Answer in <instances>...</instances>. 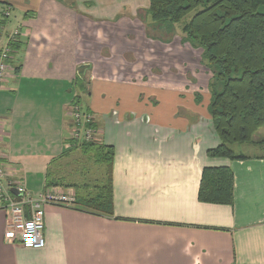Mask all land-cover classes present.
Here are the masks:
<instances>
[{
  "label": "crops",
  "instance_id": "0c3cea01",
  "mask_svg": "<svg viewBox=\"0 0 264 264\" xmlns=\"http://www.w3.org/2000/svg\"><path fill=\"white\" fill-rule=\"evenodd\" d=\"M84 1L92 6L80 5ZM0 2L25 13L17 38L20 50L13 59L19 70L0 88V155L10 168L8 180L22 184L33 197L43 192L47 168L65 151L63 113L76 95L72 94L71 84L83 65H91L90 93L83 96L75 91L81 104L87 103V109L99 116L102 132L97 140L112 146L115 153L111 169L112 218L46 205L45 247L31 250L5 241L6 212L0 205V264H264V148L257 146L263 152L245 155L246 159L208 157L207 151L219 141L206 118L207 110L199 107L194 110V120L183 122L172 119L161 123L159 116L170 117L167 107L148 118L141 110L145 99L140 88L143 84L161 85L144 81L138 67L143 66L140 59L148 65L141 55L145 52L114 50V46H101V40L98 43L100 33L95 30L99 21L107 22L118 7L137 9L142 5L145 9L148 0ZM2 9L0 4V12ZM121 18L127 30L133 31L131 34L137 30L140 35L138 24L126 22L139 21L132 15ZM56 29L59 32L54 35ZM117 33L122 35V27L118 26L114 35ZM182 52H175V72L161 73L159 81L167 82L169 76L172 87L181 86ZM185 52L192 54L190 50ZM131 53L143 57L133 60ZM183 61L187 62L185 58ZM177 64L180 67L175 69ZM198 68L191 64L185 70L196 72ZM200 77L201 73L197 81L205 84L206 78ZM75 84L80 86L79 82ZM37 94L43 100L40 106L31 102ZM152 94L162 102L159 93L152 90ZM9 97L17 98L15 106H5ZM220 166L232 172L233 204L199 203L202 169ZM51 190L71 194L70 189L62 187ZM111 230L114 240L106 239ZM102 231L110 241L102 247L110 252L86 255L89 244L97 247L94 240ZM80 236L85 238V247L74 254L82 245ZM123 247L128 254L119 253Z\"/></svg>",
  "mask_w": 264,
  "mask_h": 264
},
{
  "label": "trees",
  "instance_id": "16d2710c",
  "mask_svg": "<svg viewBox=\"0 0 264 264\" xmlns=\"http://www.w3.org/2000/svg\"><path fill=\"white\" fill-rule=\"evenodd\" d=\"M0 4L3 5L1 31L7 19L3 13L10 10V5ZM145 14L150 20L151 30L155 32L166 34V31H172L173 25L179 24L183 35L181 41L201 52L203 66L211 74L207 112L219 144L209 149L207 156L246 159L244 154L235 153V145L251 143L264 147V137L254 140L255 133L264 126V0H148ZM10 47L14 59L20 44L16 42ZM12 61L13 73L16 74L19 67ZM81 73L78 69L71 85L84 93L85 83L79 82L80 79L84 81ZM78 101L77 94L70 99L69 105L74 107ZM81 112L86 115L90 111L85 107ZM90 127L93 126L90 124ZM75 149L83 157L90 156L96 165L105 164L107 191L93 196L94 192L87 191V185L72 182L74 175L66 163L61 170L53 171L50 169L52 166L47 168L43 193L54 187L70 189L75 200L73 209L80 207L85 213L112 217L113 147L91 139L78 146L73 145L72 150ZM72 150L62 153V157ZM58 159L50 164L56 165ZM67 174L71 179L69 183L65 182ZM197 200L202 204H233V175L228 167L202 169Z\"/></svg>",
  "mask_w": 264,
  "mask_h": 264
},
{
  "label": "rangeland",
  "instance_id": "374dc122",
  "mask_svg": "<svg viewBox=\"0 0 264 264\" xmlns=\"http://www.w3.org/2000/svg\"><path fill=\"white\" fill-rule=\"evenodd\" d=\"M127 1V0H125ZM134 0H128V2H132ZM85 4V5H84ZM72 5V4H71ZM82 6L91 7L92 4L90 2L84 1L81 2ZM75 9V5L73 6ZM16 8V9H15ZM15 8L10 9V15L6 19V23L3 27V35H5V32L10 33L11 31L15 29L21 28V23L24 20L25 13L20 11L17 6ZM6 9V8H5ZM7 10V9H6ZM113 17L109 18V20H106L107 22L99 21V28L95 31L98 34V43L99 40L102 41L101 46H114L112 47L114 50L117 48V50H143L145 53H142L147 62L142 63V60L140 59V63L143 65L142 67H138L140 71L144 73V78L147 82L145 83H151L154 81V83H158L161 85L160 87L157 86H146L143 84V88H140L141 96L145 99L143 104V107L141 110H144L145 115L149 117L154 114V111L158 110V112H164L167 107V112L170 113V117L165 116H159L158 119H160L161 123H166V121L169 120H175L176 122H183L185 119L187 120H194L196 115L194 114V110L198 109L199 107H203L204 109L208 110V105L210 102V85L212 83L211 81V74L203 66V62L201 60V52L198 49L192 48L187 42L181 41L183 35L180 31V25L175 24L173 25V29L171 32L166 31V34H164L162 31L161 33L155 32L151 30V24L148 17H146L145 9L140 5L136 9L135 6H124V7H118L117 11L114 12ZM132 15L134 19L139 21V23L134 21H126L127 24H138L136 29H140V35H138L137 30L136 34H131L133 31L131 29L126 28L125 23L120 22L123 16H130ZM145 16V20H143V17ZM132 19L130 17H127L126 19ZM133 20V19H132ZM142 21V22H141ZM108 23V24H107ZM141 23V24H140ZM98 24V23H97ZM112 25V26H110ZM117 25V26H116ZM120 26L122 27V35H114L116 29ZM143 31V32H142ZM59 32V29H56L53 34L56 35ZM127 32H129L127 34ZM171 33V34H169ZM127 34V35H126ZM124 37V38H123ZM163 40V41H162ZM63 49V48H62ZM60 49V50H62ZM102 50H111L109 47H103ZM159 50V52H157ZM173 50H183L182 52V66H181V81L182 84L179 88L172 87L171 83L168 80L169 76H167V82L159 81V78L161 76V73L167 72L171 70L170 72L174 73V69L172 68V64L174 60H176V57L178 56ZM185 50H190L192 54H188L185 52ZM102 53V52H101ZM104 56H108L107 52H103ZM133 55V53H131ZM141 56V57H143ZM140 55L137 53L133 55V60L136 58L137 60L141 58ZM183 58L187 60V62L183 61ZM193 61H197L196 63ZM140 64V65H141ZM191 64H196L199 68L195 72V69L193 72L186 71L185 68L188 67V65L191 66ZM91 65H83L79 67V70L82 72L81 75H83V80H79L80 83H85L86 91L84 93L81 92V94L84 96L89 95L90 88L89 84H91ZM159 66L160 68H158ZM194 66V65H193ZM179 68L180 66L175 67ZM132 71L134 74H137L138 72L133 67ZM201 73V80H204L206 78L207 82L203 84V82L197 81V75ZM173 75V74H172ZM141 77V76H140ZM143 78V77H141ZM170 79V78H169ZM133 87V84L131 85ZM73 88V89H72ZM72 94L77 95L75 91V87L73 86ZM161 89V90H160ZM129 90H134L130 88ZM152 90L159 93L158 95L161 96L162 102L159 100L158 96H155V94H152ZM78 93L80 91L77 89ZM177 94V95H176ZM8 95L12 96V93L8 91ZM38 95V94H37ZM34 95L31 98V102L33 105H42L43 100L39 97V95ZM175 95L179 98L176 99ZM72 96L71 98H73ZM89 98V97H88ZM169 98V99H168ZM169 100L168 105L166 103V100ZM142 100V99H141ZM5 106H15L17 103V98L15 97H9L5 101ZM81 101H78V104L74 107H71L68 104V107L64 110L63 116L65 121V134L63 133V144L65 145V151L72 150L73 145H80V143L86 142L85 138L83 139V134L90 133L92 134V140H96L101 134V124L97 121L98 118L94 114H90V112L86 113L85 119L81 116L84 115L81 111L83 108L87 107V103H85V106L81 104ZM134 107L136 109L137 105L134 104ZM153 108V109H152ZM86 110V109H85ZM78 111L81 112L77 113ZM87 111V110H86ZM149 111V112H148ZM90 114V115H89ZM194 114V115H193ZM147 116H142L146 120ZM157 118V117H156ZM206 118L210 120L208 112L206 113ZM168 123V122H167ZM90 124L93 127H90ZM127 124V123H126ZM125 126V125H124ZM206 134V132H204ZM256 136V137H255ZM264 137V126L260 128L254 135V140L261 139ZM203 139L206 140L207 136H203ZM71 142V143H70ZM258 144L253 145L251 143H244L235 145L234 151L236 153H241L244 155H256L260 152H263L262 149L257 147ZM260 147L264 148L263 146L259 145ZM64 151V152H65ZM63 152V153H64ZM75 150L69 151L67 156H63L60 154L61 158L59 157L55 158L56 161L58 159V162L56 165H51L53 171L61 170L63 166L67 163L68 170L71 169L74 177L72 178V182H75L77 184L87 185V191L88 192H94V195H97L99 193L106 192V187L108 183V171L104 165L95 164L90 160V156H85L79 152V150L76 152ZM115 154V153H114ZM69 156V157H68ZM75 160V161H74ZM66 183L71 182V179L69 178L67 174V178L65 180ZM101 188V189H98ZM101 190V191H100ZM100 191V192H99ZM101 197H103L101 195ZM74 204L70 205L68 208L72 210H76V212L80 211V207L72 208ZM84 213V212H82ZM103 217L106 218H112L109 216H105L103 214H100ZM86 216V215H85ZM91 216V215H89ZM113 230L110 231L111 236L107 235L106 239L114 240L116 236H114L112 233ZM85 233V232H84ZM103 231L98 233L96 236V239L94 240L91 238L90 240L96 241V245L92 246V244H89V249L86 250V255H100L105 252V247H102L103 245L107 244L105 234L104 237ZM84 236H80V239L82 240V245L74 252V254H80V251H82V248L85 247L84 245ZM119 253L125 254L126 247H123L122 249L118 250ZM110 251L105 252L109 253ZM85 253V252H84ZM128 254V252H127Z\"/></svg>",
  "mask_w": 264,
  "mask_h": 264
},
{
  "label": "built area",
  "instance_id": "2783aa9c",
  "mask_svg": "<svg viewBox=\"0 0 264 264\" xmlns=\"http://www.w3.org/2000/svg\"><path fill=\"white\" fill-rule=\"evenodd\" d=\"M6 18L10 15V10L4 11ZM3 29V28H2ZM0 31V88L5 80L13 77L12 49L10 44L17 42L20 30L15 29L3 35ZM77 113H80L78 111ZM84 119L86 115H81ZM92 134H83L86 142L92 139ZM10 170L4 158L0 155V205L6 212L5 241L17 244L24 249L41 250L45 247L43 237L44 230V207L46 205H64L69 207L74 204L72 194L48 190L33 197L27 192L25 187L19 182L8 180L7 173ZM14 189L17 196L10 192Z\"/></svg>",
  "mask_w": 264,
  "mask_h": 264
},
{
  "label": "water",
  "instance_id": "95a60500",
  "mask_svg": "<svg viewBox=\"0 0 264 264\" xmlns=\"http://www.w3.org/2000/svg\"><path fill=\"white\" fill-rule=\"evenodd\" d=\"M10 192H11L13 195L17 196V194H16V192H15L14 189H10Z\"/></svg>",
  "mask_w": 264,
  "mask_h": 264
}]
</instances>
